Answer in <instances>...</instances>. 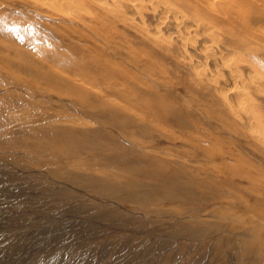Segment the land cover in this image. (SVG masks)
Instances as JSON below:
<instances>
[{
	"label": "rangeland",
	"instance_id": "obj_1",
	"mask_svg": "<svg viewBox=\"0 0 264 264\" xmlns=\"http://www.w3.org/2000/svg\"><path fill=\"white\" fill-rule=\"evenodd\" d=\"M1 14L32 21L34 32L17 25L22 38L0 44V264H264V145L250 128L221 107L186 103L179 89L170 93L184 112L152 128L150 113L99 75L90 77L97 87L82 82L76 70L86 60L56 36L71 20L5 4ZM37 47L51 54L49 63L67 68L70 85L85 86L84 99L52 88L37 99L20 89L16 81L38 83L22 68L34 62L22 53L37 56ZM52 125L103 130L104 147L120 146L79 149L38 129ZM252 128L264 138V124ZM150 160L160 175L141 172ZM99 173L109 175L108 187L100 186ZM124 174L141 184L119 185Z\"/></svg>",
	"mask_w": 264,
	"mask_h": 264
},
{
	"label": "bare ground",
	"instance_id": "obj_2",
	"mask_svg": "<svg viewBox=\"0 0 264 264\" xmlns=\"http://www.w3.org/2000/svg\"><path fill=\"white\" fill-rule=\"evenodd\" d=\"M0 4L71 20L74 25L58 30L56 36L62 48L76 51L86 60V66L82 64L76 70L83 76L82 82L97 87L90 77L97 81L95 74L99 75L111 91L141 106L138 108L144 114L150 113L156 121L152 128L156 129L163 117L184 112L182 103L170 93L179 89L186 103L207 106L211 112L221 107L223 115L235 124L246 125L264 145V138L252 128L264 124L263 110H257L264 103V0H0ZM31 22L1 14L0 44L22 38L15 32L17 28L33 35ZM12 29L11 34H6ZM6 49L10 55H19L13 47ZM36 50L37 56L29 51L22 53L34 59L24 62L22 68L31 72L38 83L16 81L20 89L37 99L44 98L50 88L84 99L85 86L70 85L67 68L49 63L46 59L50 60L51 54L38 47ZM112 55L121 60H114ZM89 68L96 70L93 75L87 73ZM38 129L64 143H74L79 149L120 146L110 141L104 147L103 130H94L93 134L94 131L60 125ZM27 132L35 133L34 127L29 126ZM44 144L32 145L45 148ZM49 149L62 156L61 151ZM146 165L142 173L161 174L155 160ZM124 176L119 185L135 189L141 184L128 174ZM108 177L105 173L99 176L101 187H108Z\"/></svg>",
	"mask_w": 264,
	"mask_h": 264
}]
</instances>
